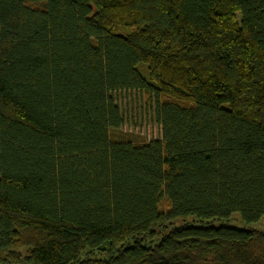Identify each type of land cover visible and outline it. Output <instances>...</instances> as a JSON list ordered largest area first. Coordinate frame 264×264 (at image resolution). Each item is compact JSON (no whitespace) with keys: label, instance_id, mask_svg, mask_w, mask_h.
I'll return each instance as SVG.
<instances>
[{"label":"trees","instance_id":"trees-1","mask_svg":"<svg viewBox=\"0 0 264 264\" xmlns=\"http://www.w3.org/2000/svg\"><path fill=\"white\" fill-rule=\"evenodd\" d=\"M263 218L264 0H0V264H264Z\"/></svg>","mask_w":264,"mask_h":264},{"label":"rangeland","instance_id":"rangeland-1","mask_svg":"<svg viewBox=\"0 0 264 264\" xmlns=\"http://www.w3.org/2000/svg\"><path fill=\"white\" fill-rule=\"evenodd\" d=\"M117 100L123 110L125 118L124 129L137 141L150 140L161 136V127L153 117V101H148L139 92H122L117 95ZM229 224L243 227L239 214H235ZM258 230H264V218L259 222L249 225Z\"/></svg>","mask_w":264,"mask_h":264}]
</instances>
